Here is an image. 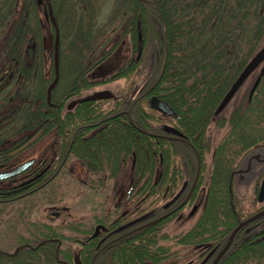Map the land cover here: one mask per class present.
I'll return each mask as SVG.
<instances>
[{
  "label": "trees",
  "instance_id": "1",
  "mask_svg": "<svg viewBox=\"0 0 264 264\" xmlns=\"http://www.w3.org/2000/svg\"><path fill=\"white\" fill-rule=\"evenodd\" d=\"M74 1L76 3L66 2L68 14H64L65 31H68L65 38H72L68 39V46L74 60L60 74L59 54V77L51 97H56L58 86L66 78L65 94L76 92V84L85 82L88 63L93 62L92 45L99 34L95 29L96 20L88 16L93 0ZM115 2L113 12L123 17L124 25L131 27L139 16L143 46L155 61L146 88H150V95L159 97L173 109L175 125L186 135L189 144L154 142L135 131L127 118L121 123L115 117L108 119L109 130L81 139L90 130V122L77 113L71 116L66 112L61 116L59 108L45 103V90L50 83L46 75L51 68V77H54V67L53 54L50 61L43 41L39 44L40 24L32 25L30 13L39 21V15L35 14L38 0H0V170L35 159L28 170L0 181V205L25 201L42 191L73 156L89 160L85 164L100 171L119 168L126 158V162L130 161L135 167L132 181L142 172L145 188L154 191L164 190L166 184L173 190L182 173L192 181L199 157V177L185 202L187 205L195 199L202 181L203 159L210 151L204 133L215 119L216 127L227 125L228 131L213 149L206 192L196 198L198 203L191 208L196 212L200 202V215L189 232L174 236L172 246L164 244L162 241L168 240V236L158 233L172 218L169 216L120 238L112 247L100 251L93 264H178L190 251L203 258L215 246L217 252L241 220L230 187L232 175L250 154L264 152V73L253 79L227 118L222 114L215 118L213 115L223 95L261 44L264 0ZM50 4L57 15L56 11L60 10ZM103 45L108 47L109 44ZM38 48L46 54L44 67L40 66ZM111 49L115 50L116 46L104 50L95 63L106 58ZM133 72L134 68L117 69L111 80L126 78ZM154 114L150 109L142 114L133 108L130 117L134 125L156 132ZM124 124L128 127H120ZM158 170L161 178L154 183L153 174ZM156 193L145 196L141 204ZM38 233L41 237L20 242L11 253L0 250V264L70 263V254L59 249L61 240L55 238L52 227ZM86 254L88 261L89 252ZM213 256L205 263L196 259L193 264H209ZM216 264H264V216L238 230Z\"/></svg>",
  "mask_w": 264,
  "mask_h": 264
},
{
  "label": "rangeland",
  "instance_id": "2",
  "mask_svg": "<svg viewBox=\"0 0 264 264\" xmlns=\"http://www.w3.org/2000/svg\"><path fill=\"white\" fill-rule=\"evenodd\" d=\"M72 1L76 3L74 0H51V2L50 0H38V9L37 7L35 8V14L39 15V21L34 19V13H30L32 14V25L35 26L34 23L36 22L41 26V31L39 33V44H41V40L43 41L46 32L53 33V28L50 24L51 22L49 21V15L47 13V4L51 8L50 3H52L57 10H60L58 12L56 11L57 15H55L52 11L53 9H50L54 22L58 27V33L61 36L59 48V54L61 56L60 74H63L64 69H66L68 64H72L74 60V58L70 54L72 52V49L70 51V47L68 46V39L70 37L65 38L68 31H65L64 26V14L65 12L67 13L66 2H68L69 4ZM115 3V0L91 1V5H93V7L88 16L90 18L93 17L92 19L96 20L95 22L97 25L95 29L99 34L97 40L95 41V44L92 45L93 56L91 59H93V62L88 63L89 70L86 75L88 77H91L92 75L91 72L93 70V66L95 67L97 65V63L95 64V61L97 60L98 56L102 52H104V50H109V47H106L103 44L108 41V38L111 37V33H113V35L116 34L115 30L121 28V24H124L123 17L121 15H118V13L113 12ZM76 6L79 9V2ZM59 26H61L60 29ZM113 37H115V35L111 38L114 39ZM119 39L120 40L115 43L116 48L121 47L122 52L124 54L128 53L129 57L132 58L134 56V53H131L130 46L127 47L126 44L125 46L121 45L124 40H127V36L125 35V37ZM262 45H264V35L261 40L260 46ZM38 50L41 55L40 66L42 65L44 67L43 57L44 55L46 56V54H44V52L42 53V50H40V48H38ZM47 57L51 61L52 53L50 51H47ZM86 58L90 59V57ZM48 59H46V61ZM140 59L141 61L139 65V76H137L134 71L125 79H119L117 81H113L112 83L108 82L99 87H91L88 90L83 91L82 93L91 94L92 92L98 90H107L111 93L119 94L129 92L131 84H141V82H145L151 76V68L153 67V63L155 61H153L151 52H146L144 46L141 52ZM48 73L49 74L46 75V77H48L51 82V78L53 77H51V68L49 69ZM258 73L259 68L255 69L252 72V74L247 78L241 88L235 93L231 101L221 112L224 118H227L233 107L241 101L247 87L253 81V79L257 77ZM66 79H63L60 85L58 84L59 86L56 96H60V94L63 92L66 93L64 89ZM105 106H107V104H105L103 107ZM154 116L157 120L153 122V125L156 127L159 123L158 121L161 120L158 114L155 113ZM215 117L216 115H214V118ZM214 120L212 119V121L208 124L204 133L208 146H210V151L205 154L203 159L204 167L201 174L202 181L197 189V195L192 202H189L187 205H185V207H182V210L179 213L171 216L172 218H170L169 221L164 223L160 228V233L158 234H165L168 236V240L162 241L164 244H169L172 246L174 242L172 238L174 236L187 234L200 215V202L198 208L196 209V212L193 213V211H191V208L193 205L198 203L196 198L200 197V195H204L206 192L207 178L209 175L210 167L212 165L211 163L213 149L223 139L228 131L227 125H224L220 128L216 127ZM162 122L170 126L175 125L173 119H162ZM73 158L75 157H70L69 161L65 164L63 169H61L59 174L42 191L34 193L25 201H14L4 204L3 206L0 205L1 251L11 253L15 250V248H17L20 242H24L25 240L27 241V239H30L32 237H41L38 232H46L48 227H52L55 232V238H59L61 240L60 250L72 254V251L77 247L74 244V239L80 238L85 235L89 236V232L92 231V227L95 224V219H100L101 216L103 219V214H105L106 211H109L110 209L113 210L114 206L117 204V200H119L118 203L124 202L123 197L119 198L118 189L120 187L119 185L122 184L121 180L124 179V175L126 176V179L124 180L125 183L129 180V170H127L129 168V161L126 164V171L123 169L122 171H119L116 176H112L111 178L102 181L103 187L92 188L89 180L86 182L87 186L82 184L83 177L81 176L80 180V175H77L78 167L76 164H74V162L76 161ZM263 164L264 152L262 153L261 151H256L250 154L246 161L241 163V170L243 171L233 178V182L230 187L232 188V191L234 193L236 210L239 213V218L241 220L257 212L263 204L258 202L256 199L260 180L263 176ZM157 174L158 171L154 172L152 178L153 181H155ZM178 180V183H176L177 187L174 188L175 190L173 189L171 191L172 193H174L184 181L188 182V186H190L191 184V180L189 179V176L187 174L182 173L181 178ZM122 186H124V184H122ZM162 192V189H160V193L158 196H150V198L147 199V203L143 204L145 209L151 210L155 207L160 209L165 202L171 199L170 195H167L163 198ZM150 201H153L154 203H150ZM55 212L57 213L56 216L51 214ZM190 252L178 264H193L194 261L196 262V259L199 261L200 259H203L201 257H198V255L197 257L194 256Z\"/></svg>",
  "mask_w": 264,
  "mask_h": 264
},
{
  "label": "flooded vegetation",
  "instance_id": "3",
  "mask_svg": "<svg viewBox=\"0 0 264 264\" xmlns=\"http://www.w3.org/2000/svg\"><path fill=\"white\" fill-rule=\"evenodd\" d=\"M115 32L117 35L114 34V39L111 38L112 36H114L113 33H111V37L108 38V47L113 48L116 45L115 43L120 40L119 38L122 39V37H125L126 35L127 40H124L121 45L125 46L126 44L127 47L130 46L131 53H134V56L131 58L129 57L128 53L124 54L122 52L121 47H117L115 50L111 49L110 54L106 58L99 59L97 65L95 67L93 66L91 77L85 76V82L81 81L76 84V92L71 94H65L63 92L60 94V96L58 95L56 97H51L50 93V99L49 102H47L46 91L48 86L50 85L48 84L45 90V103L50 107L59 108L61 116H63L66 112H70L71 116L74 113H77V116H83V120H88L90 122L91 127L89 131L85 132L81 136V139L83 140L92 137L93 135H96V133L98 132L109 130L108 128H110L111 126L108 123V119L115 117L121 123L125 122L124 118H127V122L131 125V127H133L135 131L141 133L142 135H146L147 137L153 139L156 142L160 140H167L185 142L189 144L186 135L182 133L176 125L170 126L162 122V119L167 120L168 118L161 117V115L158 113L157 114L160 116L161 121H158L159 123L156 126V132L145 131L143 128L134 125L133 119L132 117H130V112L133 111V108H136L137 111H140L142 112V114H144L146 112L147 100L153 96L149 94L150 88H146V81L141 82V84H131L130 91L124 92L122 94L111 93L107 90H98L92 92L91 94L82 93L83 91L88 90L91 87H99L108 82L112 83L113 81H117L119 79H125V77H122L116 80H111L112 76L116 73L117 69L134 68L135 73L137 74V76H139V65L141 61L140 58L141 52L143 50L142 44L144 39L139 16L137 15L135 24L131 23V27H128L126 23L125 25L121 24V28L116 29ZM52 42L53 39L51 38V40L49 41V47H47L48 49L46 51L53 52ZM58 47L60 48V39L58 41ZM101 65L105 67L112 66L114 69V73L105 76L104 78L103 76L97 77V67ZM102 92H108L110 94V98L92 99L93 96ZM105 104H107V106L103 107ZM172 118H174V121L176 115ZM167 126L175 128L177 131H179V134L171 135L167 133L165 131ZM120 127L125 128L128 127V125L124 124V126L122 125ZM69 159L66 161V163L69 161ZM73 159H75L76 161L74 162V164H76L78 167L77 175H80V180L81 176L83 177L82 184L87 186L86 182L89 180L92 188L103 187L102 181L111 178L112 176H116L117 173L119 171H122L123 169L125 170L127 167L126 164L128 163L126 162L125 158L119 168H115L112 171H110L111 169L105 168V171H100L94 169L96 167H88L87 164H85L86 161H89L87 159L85 160L79 156ZM65 164L61 166V169H63ZM134 168L135 167L133 163L129 161V168L127 170H129L130 179L125 183L124 180L126 179V176L124 175V179L121 180V183L124 184V186H122V184L119 185V197H123L124 202L118 203L119 201L117 200V204L114 206L113 210L110 209L109 211H106L105 214H103V219L102 216L100 219H95V224L92 227V231L89 232V236L85 235L80 238L74 239V244L77 247L75 250L72 251V254H70L69 264H73V257L75 254H78V258L81 264H93L94 258L100 251H102L103 249H107L108 247H112L113 244L117 242L120 238H123L127 235H131L137 230L139 231L150 226L147 225L149 222L172 211L177 207L178 208L176 209V211L170 214L169 216H173L179 213L182 210V207H185V202L188 200V197H190L194 191V188L190 190V186H188V182L186 181H184L174 193L171 192L172 190H169L168 185L166 184V187L164 188V190H162V197L164 198L167 195H170L171 199H169L163 204V206H161V210H159L157 207L152 209L150 208L151 210H147L145 209L143 204H141L144 200L143 198L150 194H154L156 191V194L158 196L160 193V188L157 190L155 189V191L154 189L152 190L149 188H145V177L143 176L142 172L137 174V180L133 182L131 178L135 176ZM160 178L161 171L158 170V174L155 178L154 183L159 182ZM185 197H187V199L183 201ZM93 234H95L94 237H91V235ZM86 252H89L88 261L86 260ZM216 253L217 252L213 253V258L215 257Z\"/></svg>",
  "mask_w": 264,
  "mask_h": 264
},
{
  "label": "water",
  "instance_id": "4",
  "mask_svg": "<svg viewBox=\"0 0 264 264\" xmlns=\"http://www.w3.org/2000/svg\"><path fill=\"white\" fill-rule=\"evenodd\" d=\"M48 15H49V20L52 24V26L55 29V33H54V70H55V78L52 81V83L48 86L47 91H46V101L49 102L50 99V90L53 88V86L55 85L56 81H57V55H58V33H57V29H56V25L52 16V12L50 10V7L48 6ZM51 38V35L48 33L47 37L45 38V46L47 47L49 44V40ZM259 68V73L263 74L264 73V45H262L256 52L255 54L250 58V60L247 62V64L244 66V68L242 69V71L239 73V75L236 77V79L233 81V83L230 85L229 89L226 91V93L224 94V96L222 97V99L220 100L219 104L217 105L214 114L217 115L218 113H220L224 107L228 104V102L233 98V96L235 95V93L239 90V88L243 85V83L246 81V79L252 74V72ZM113 67L112 66H99L97 68V77H102L105 76L106 74L110 73L112 71ZM106 98H110V94L108 92H102L99 93L95 96L92 97V99H106ZM147 105L148 107H150L151 109H153L154 111L160 113L163 117H172L174 116V111L161 99L157 98V97H150L147 100ZM165 131L167 133H170L172 135H178L179 132L172 128V127H166ZM170 139V138H169ZM34 162L33 159H29L26 160L24 162H21L7 170L4 171H0V180H4V179H8L11 177H14L20 173H22L23 171H25L27 168H29L32 163ZM197 170L195 173V177L192 183V186L190 188V190H192V188L194 187L195 181L197 179L198 176V171H199V161H197ZM264 199V165H263V176L262 179L260 181L259 187H258V192H257V201L258 202H262ZM174 211V210H173ZM171 213V212H170ZM168 213V214H170ZM168 214H165L155 220H153L152 222H150V224L155 223L160 221L161 219H163L164 217H166ZM264 216V209L260 210L259 212L253 214L252 216L246 218L243 221H240L236 227L230 232L228 239L226 241V243L224 244V246L220 249V251L217 253V255L215 256V258L213 259V261L211 262V264H216L217 261L219 260V258L224 254V252L227 250V248L229 247V245L231 244V241L234 237V235L236 234V232L246 226L247 224L251 223L252 221L260 218ZM95 234H93L91 237H94ZM216 247H214L202 260V263H204L215 251ZM73 264H81L78 258V254H75L73 257Z\"/></svg>",
  "mask_w": 264,
  "mask_h": 264
}]
</instances>
